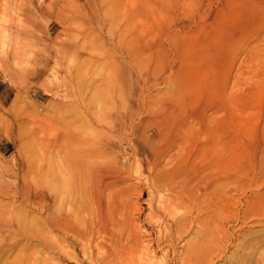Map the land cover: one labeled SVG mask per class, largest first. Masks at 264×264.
<instances>
[{
  "label": "rangeland",
  "instance_id": "rangeland-1",
  "mask_svg": "<svg viewBox=\"0 0 264 264\" xmlns=\"http://www.w3.org/2000/svg\"><path fill=\"white\" fill-rule=\"evenodd\" d=\"M263 1L0 0V264H24L46 215L73 218L86 247L98 239L97 262L123 222L153 264H202L217 223L229 239L214 264H259L264 221L241 228L240 216L264 192ZM180 162L197 205L166 191ZM180 218L191 223L178 234Z\"/></svg>",
  "mask_w": 264,
  "mask_h": 264
},
{
  "label": "bare ground",
  "instance_id": "bare-ground-1",
  "mask_svg": "<svg viewBox=\"0 0 264 264\" xmlns=\"http://www.w3.org/2000/svg\"><path fill=\"white\" fill-rule=\"evenodd\" d=\"M263 3H264V1H263ZM264 7V6H263ZM264 9V8H263ZM175 40V39H174ZM173 41V40H172ZM145 48V47H144ZM151 48V47H150ZM152 51V50H151ZM155 71V70H154ZM155 76V75H154ZM153 76V77H154ZM145 81V80H144ZM177 83V82H176ZM145 84V83H144ZM179 85V84H178ZM178 85H177V88H175V90H178V89H180V88H182V87H178ZM145 86V85H144ZM179 91V90H178ZM182 91H183V88H182V90L180 89V96H181V94H182V98H184L185 96L183 95V94H186L184 91V93H182ZM174 92H172V94H173ZM175 96H176V94H175ZM169 97H172V96H170L169 95ZM179 97V96H178ZM181 97H179L180 99H182ZM173 98V97H172ZM171 98V99H172ZM176 98H177V96H176ZM178 98V100H180ZM167 99V98H166ZM185 99V98H184ZM174 99H172V101H173ZM178 100H176V101H174V102H177ZM182 101H183V99H182ZM178 104H180L181 105V107L180 106H178V107H180V109H182V107L183 106H185V100H184V102H183V104L184 105H182V102H181V100H180V102L178 101L177 102ZM176 103V104H177ZM222 103V102H221ZM177 104V105H178ZM167 105V104H166ZM166 105H165V107H166ZM171 105H172V108L175 106L174 104H170V107H171ZM229 105V104H228ZM230 106V105H229ZM168 107V106H167ZM176 108L175 109H177V110H179L178 109V107L177 106H175ZM184 108V107H183ZM165 109V108H164ZM167 109V108H166ZM166 109L164 110V111H166ZM157 110V109H156ZM162 110H163V108H162ZM177 110H174V111H177ZM178 112V111H177ZM176 112V113H177ZM160 113V112H159ZM156 114V113H155ZM155 114H153V115H155ZM171 115V117H172V114H170ZM157 116L158 117H160L159 115H155V117L157 118ZM166 116H169V115H166ZM166 116H165V119H166ZM149 117V116H148ZM154 117V116H153ZM163 117V116H162ZM168 118V117H167ZM155 120V119H154ZM162 121H163V118L161 119ZM167 121V120H166ZM152 122H154V121H152ZM151 122V123H152ZM156 122L158 123H161V121L160 120H158V119H156ZM156 122H154V123H156ZM186 141V140H185ZM219 141V140H218ZM186 142H189V141H186ZM217 142V141H216ZM170 143V142H169ZM220 143V142H219ZM218 143V144H219ZM187 145L189 144V143H186ZM186 144H185V146H186ZM218 144H216L215 146L217 147V145ZM224 144V143H223ZM169 145V144H168ZM190 145V144H189ZM221 145H222V143L220 144V147H221ZM234 145V144H233ZM170 146V145H169ZM195 146V145H194ZM207 146V145H206ZM214 146V147H215ZM219 146V145H218ZM223 146H225V145H223ZM166 147V146H165ZM179 147V146H178ZM177 147V148H178ZM177 148H175V149H177ZM180 148V147H179ZM164 149V148H163ZM162 149V150H163ZM173 149H174V147H173ZM197 149V148H196ZM200 149V148H199ZM217 149V148H216ZM221 149H224V147L223 148H221ZM201 150V149H200ZM218 150V149H217ZM87 151V150H86ZM167 151V150H166ZM165 151V152H166ZM170 151H173V150H170ZM182 151H183V149H182ZM214 151H215V148H214ZM221 150L219 149L218 150V154H219V158H221V157H225V159H226V154L224 155V154H222V156L220 157V154H221V152H220ZM225 151H226V149H225ZM163 152H164V150H163ZM169 152V151H168ZM167 152V153H168ZM220 152V153H219ZM223 152H224V150H223ZM226 152H228V151H226ZM167 153H165V154H167ZM225 153V152H224ZM215 154V153H214ZM177 155V154H176ZM88 156V155H87ZM164 156V155H163ZM166 156V155H165ZM168 156H169V154H168ZM214 156V155H213ZM155 157V156H154ZM215 157V156H214ZM214 157H212L211 156V160H213V158ZM217 157V156H216ZM161 158V157H160ZM174 158V157H173ZM218 158V159H219ZM171 159V158H170ZM169 161V160H168ZM218 161V160H217ZM228 161V160H227ZM174 162V161H173ZM187 162V161H186ZM186 162H185V164H186ZM172 163V162H171ZM176 162H174V164H175ZM181 163V162H180ZM154 164V163H153ZM160 164V163H159ZM163 164V163H162ZM168 164V163H167ZM173 164V165H174ZM184 164V163H183ZM76 165V164H75ZM136 165V164H135ZM170 165V164H169ZM172 165V164H171ZM178 165V164H177ZM182 165V163L178 166V167H173L174 169L172 170V171H170V178H169V183H167L165 186L167 187V189H166V191L167 190H169L172 194H173V196L171 195V194H169V195H171L172 196V198L174 197V199H173V201L172 202H174L175 203V201H176V203H178V202H181V198H182V196L183 195H185V196H183V198H186L187 199V201H189L191 204L193 203V205H197V203H199V201H200V199L202 198V195H199V196H197V197H195V198H193L192 196V193H191V191H189V188L187 187L188 185L187 184H189V183H187V182H190L189 180H191V174H193L192 173V171L190 170V167H186V166H181ZM163 166V165H162ZM167 166V165H166ZM72 167V166H71ZM90 167V166H89ZM161 167V166H160ZM171 167V168H172ZM95 168V167H94ZM108 168V167H107ZM152 168V167H151ZM170 168V169H171ZM198 168V167H197ZM86 170H88V169H86ZM94 170V169H93ZM156 170V169H155ZM162 170V169H161ZM161 170H159V171H161ZM167 170V169H166ZM89 171V170H88ZM95 171V170H94ZM103 171V170H102ZM149 171V170H148ZM151 171V170H150ZM157 171V170H156ZM164 171V170H163ZM104 172V171H103ZM109 172V171H108ZM107 172V173H108ZM152 172V171H151ZM150 172V173H151ZM72 173V172H71ZM115 173H117V172H115ZM166 173V172H165ZM95 174H96V171H95ZM98 174V173H97ZM119 174V173H118ZM152 174V173H151ZM163 174V173H162ZM167 174H169V172L167 173ZM197 174V173H196ZM90 175V174H89ZM92 175H94V174H92ZM108 175V174H107ZM117 175V174H116ZM166 175V174H165ZM154 176H156V175H154ZM157 176H158V174H157ZM247 176V175H246ZM102 176H100V178H101ZM163 178V177H162ZM174 178H178V179H180L181 181V185H180V183H179V185L182 187V188H179V187H176L174 184H178V180H177V182L176 183H174L173 184V182H174ZM197 178V177H196ZM201 178V177H200ZM252 178V177H251ZM74 179V178H73ZM89 180L91 179V177L90 178H88ZM99 179V178H98ZM104 179V178H103ZM112 179V178H111ZM115 179H121V176L119 177V178H114V176H113V180H115ZM153 179V178H152ZM156 179V178H155ZM170 179H171V181H173V182H171L170 181ZM202 179V178H201ZM260 180V178H257V180ZM95 179L93 178V181H94ZM100 180V179H99ZM98 180V181H99ZM118 180V181H119ZM123 180V179H122ZM166 180V181H167ZM248 180V179H247ZM252 180V179H251ZM87 182V184H89V183H91V181L92 180H90V182L88 181V180H86ZM109 181V180H108ZM107 181V182H108ZM121 181V180H120ZM119 181V182H120ZM159 181V180H158ZM157 181V182H158ZM163 181V179H161V181L160 182H162ZM201 181V180H200ZM104 182H105V179H104ZM109 182H111V181H109ZM108 182V183H109ZM113 182V181H112ZM115 182H116V180H115ZM114 182V183H115ZM186 182V183H185ZM197 182H198V180H197ZM251 182V181H250ZM77 183V182H76ZM93 183H95V184H92L93 186L94 185H96V181L95 182H93ZM103 183V182H102ZM102 183H100L101 184V186H105V185H107V184H105V185H103ZM165 183V182H164ZM199 183V182H198ZM201 183H202V181H201ZM255 183V182H254ZM258 183V182H257ZM73 184V183H72ZM99 184V185H100ZM194 184H196V182L194 183ZM193 184V185H194ZM256 184V183H255ZM74 185V184H73ZM110 185V184H109ZM112 185V184H111ZM109 186V187H112V186ZM161 185H162V183H161ZM179 185H177V186H179ZM198 184H196L195 185V187L197 186ZM89 186V185H88ZM92 186V187H93ZM108 186V185H107ZM107 186H106V190H107ZM116 186H117V184H116ZM190 186H192V185H190ZM189 186V187H190ZM166 187H164V188H166ZM257 187V186H256ZM86 188V187H85ZM91 188V187H90ZM95 188V187H94ZM99 188V187H98ZM113 188H116V187H113ZM179 188V189H178ZM93 189V188H92ZM105 189V188H104ZM109 189H111V188H109ZM177 189V190H176ZM190 189H192V187L190 188ZM262 190V189H261ZM95 191V190H94ZM110 191V190H109ZM169 191H167V192H169ZM97 192H99V189H98V191H96V193ZM79 193V192H78ZM255 193V192H254ZM183 194V195H182ZM93 195H95V194H92V197H94ZM114 195V194H113ZM112 195V196H113ZM192 195V196H191ZM195 195V194H194ZM82 196V195H81ZM81 196H79V197H81ZM96 196V195H95ZM170 196V197H171ZM180 196H181V198H180ZM196 196V195H195ZM44 197V196H43ZM108 197H110L109 195L107 196V198ZM95 198H97V197H95ZM100 199L102 198V197H99ZM106 198V199H107ZM248 198V197H247ZM42 199V198H41ZM98 199V198H97ZM189 199V200H188ZM80 200V199H79ZM91 200H92V198H91ZM99 200V199H98ZM103 200V199H102ZM109 200V199H108ZM171 200V199H170ZM177 200H178V202H177ZM185 200V199H184ZM93 201V200H92ZM97 201V200H96ZM96 201H93V203L94 204H96L95 202ZM101 200H99L98 202H100ZM104 201V200H103ZM107 201V200H106ZM44 202V201H43ZM97 202V204H101V203H98ZM110 201H108V204H110L109 203ZM246 202V205L244 206V209L242 210V212H241V216H240V222H241V228H242V225H246V224H248V223H252V225H254V226H258V225H260V223H262L263 221H264V192H258V193H256L251 199H247V201H245ZM104 203V202H103ZM43 204H45V203H43ZM43 204H42V206H43ZM80 204V203H79ZM93 204V205H94ZM96 204V205H97ZM107 204V203H106ZM107 204V205H108ZM104 205H105V203H104ZM103 204L100 206V205H97V206H99L100 207V209H98V207L97 206H95L96 208V210L98 211H100V212H97V214H96V218H97V221H99V220H101L100 219V216L103 214V213H105L104 212V210H106L104 207ZM81 206V205H80ZM107 207V206H106ZM110 207V206H109ZM113 207V206H112ZM73 209V208H72ZM94 209V208H93ZM94 209V210H95ZM79 210V209H78ZM110 210H112V209H110ZM71 213V212H70ZM95 213H96V211H95ZM107 214H108V211L106 212ZM105 216H106V214H104ZM104 215H103V217H104ZM111 215V214H110ZM73 216H74V214H73ZM72 216V217H73ZM92 216H95V215H92ZM70 216H50V215H46L44 218H42L40 221V224H38V226L36 227V226H33L34 227V229H33V231L31 230L30 231V233H29V237H28V239H29V241H31L32 243H34V245H32V247H33V252L30 254V256H28V258L27 259H25V260H23V263L24 264H50L51 262H52V264L54 263V264H72V263H74V264H85V263H89V264H153V256H152V254L150 255V251L148 250L149 249V247H148V249H147V244L148 243H145L144 241H140L139 240V237L137 238V233H136V231H137V227H134V226H131V225H126L125 223H117V224H115V225H113V227H112V229H107V231H109V233H110V231H111V233L112 234H114V240H112L111 238H110V246L108 247V249H109V251H108V253H107V251H106V253H107V255L105 256L106 258H108V260L107 261H104V262H97L96 260H94L93 259V257H92V255H91V253L90 252H88V248L89 247H91L90 245H91V243H93L94 241H96L95 239L94 240H91V242H89L90 244H88L89 245V247L87 246L86 247V243H85V246L84 245H82V243H81V236L79 235V233L82 231L83 232V230H81V231H79V230H76V228L74 227H72V225H71V220H69L70 218H69ZM75 217V216H74ZM78 217V216H77ZM107 217H109V216H106L105 218H107ZM123 217V216H122ZM99 218V219H98ZM102 218V217H101ZM71 219H73V218H71ZM102 219H104V218H102ZM92 220V219H91ZM196 220V219H195ZM74 221V220H73ZM106 220L104 219V221H99L100 222V224H104V223H101V222H105ZM179 221H180V224H179V227H178V234H181L180 232H184V230H185V225L187 224V225H190V223H191V221H188V219H186V218H180L179 219ZM193 222V221H192ZM91 223V222H90ZM94 223V222H93ZM196 223V222H195ZM264 223V222H263ZM85 224V223H84ZM95 224V223H94ZM93 224V225H94ZM99 224V223H98ZM98 224H96V226H98ZM128 224V223H127ZM90 225H92V224H90ZM197 225V224H196ZM80 226V225H79ZM86 226V225H85ZM83 224H82V226L81 227H85ZM251 226V225H250ZM102 227V226H101ZM218 227L219 228H221L217 223L216 224H213V225H208V226H206L205 228H204V230H203V233H202V264H214L215 262V260H217V259H221L222 258V255H223V253H224V251L226 250V243L228 242V236L227 235H225L226 234V232L225 233H222V235L221 236H218V231H219V229H218ZM78 229L80 228V227H77ZM86 228H87V230H88V227L86 226ZM80 229H82V228H80ZM90 227H89V232H91L90 231ZM93 229V228H92ZM91 229V230H92ZM95 229V228H94ZM93 229V230H94ZM96 229H98V228H96ZM104 229V228H103ZM56 230H59L60 232H61V235L62 234H65V236H67V238L69 237L68 235L70 234L71 236L70 237H72V240H71V242H67L66 243V241L65 240H59V241H57L58 242V244H56V243H54V244H56L55 246H54V244H51V241L49 240V236L50 235H52L53 233H54V231H56ZM86 230V229H85ZM242 230V229H241ZM79 231V232H78ZM99 231V230H98ZM104 231H106L105 229H104ZM180 231V232H179ZM63 232V233H62ZM81 232V233H82ZM58 233V232H57ZM69 233V234H68ZM80 233V234H81ZM86 233V232H85ZM87 233H88V231H87ZM92 233V232H91ZM90 233V235L92 236V237H94L92 234ZM101 233H102V230H101ZM105 233V232H104ZM94 234V233H93ZM96 234H99V233H96ZM123 234H127V236L128 237H125L124 238V235ZM82 235V234H81ZM95 235V234H94ZM105 235V234H104ZM201 235V234H200ZM249 235V234H248ZM253 235V234H252ZM10 237L9 238H11L12 236L11 235H9ZM28 236V235H27ZM65 236H63V237H65ZM87 236H89V235H86L84 238H82V240H86V239H89V238H92L91 236L90 237H88L87 238ZM69 237V238H70ZM95 237H97L96 235H95ZM79 238H80V240H79ZM65 239H66V237H65ZM71 239V238H70ZM78 240H79V242H78ZM97 241H98V239H97ZM96 241V242H97ZM78 242V243H77ZM83 242V241H82ZM86 242V241H85ZM96 242H94V243H96ZM254 242V241H253ZM252 242V244H254ZM77 244H79L78 245V251H77ZM98 246H101V245H99L98 243H96ZM242 244V243H241ZM240 244V245H241ZM250 244H251V242H250ZM97 245H96V248H98L97 247ZM249 245V244H248ZM247 245V246H248ZM38 246H40V247H42V250H41V252L40 251H38L37 250V248H38ZM246 246V245H245ZM94 247V246H93ZM95 248V249H96ZM249 248H250V245H249ZM65 249H67V250H65ZM93 249V248H92ZM99 249H100V247H99ZM106 249V248H105ZM105 249H104V251H105ZM94 250V249H93ZM98 250V249H97ZM90 251H92V250H90ZM53 252H55L58 256L55 258L56 260H57V262H56V260H55V262H53L54 261V254H53ZM93 252V251H92ZM153 252V251H152ZM39 256V257H38ZM56 256V255H55ZM61 257V258H60ZM109 257H112V259L110 258L109 259ZM58 258V259H57ZM53 260V261H52ZM60 260H63L62 262L60 261ZM16 263V262H15ZM20 263V262H19ZM259 264H264V252H262L261 253V255H260V262H259Z\"/></svg>",
  "mask_w": 264,
  "mask_h": 264
}]
</instances>
